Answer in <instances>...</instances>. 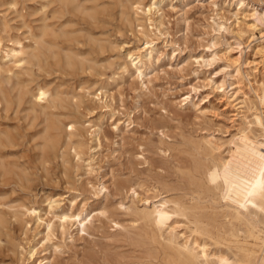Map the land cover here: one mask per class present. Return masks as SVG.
Wrapping results in <instances>:
<instances>
[{"label": "rangeland", "instance_id": "374dc122", "mask_svg": "<svg viewBox=\"0 0 264 264\" xmlns=\"http://www.w3.org/2000/svg\"><path fill=\"white\" fill-rule=\"evenodd\" d=\"M152 2L144 21L133 7ZM254 11L264 0H0V264H238L250 227L206 172L242 133L264 144ZM146 41L140 77L127 54ZM160 202L164 225L139 219Z\"/></svg>", "mask_w": 264, "mask_h": 264}, {"label": "bare ground", "instance_id": "6f19581e", "mask_svg": "<svg viewBox=\"0 0 264 264\" xmlns=\"http://www.w3.org/2000/svg\"><path fill=\"white\" fill-rule=\"evenodd\" d=\"M157 6L158 5H156V2H152L149 6L146 7V9L144 7H140L139 5L133 8L136 13L138 10L141 12V17L144 19V21H149L150 19L147 18L148 15L155 12L158 13L157 11H159L160 7ZM251 16L255 18L256 22L255 25L251 27L252 31L258 30V33L260 35H263L264 17H262L261 14H259L257 11H254ZM143 45L144 48H142L141 50H137L136 53L133 54L132 52L127 54L130 60L134 57L131 66L140 77H142V75L140 73L138 65L142 64V53L146 52V50L150 48L151 42L149 43V41H146ZM3 59H8L13 64H17L18 66L22 65L25 61L22 49L10 50L7 54H5V56H3ZM46 97L47 92L44 89H37L35 93V98L37 100L42 101L45 100ZM256 98H258L260 103L264 101V90L261 92V96L257 95L256 93ZM234 101H236L235 97ZM236 105L237 104H235V106ZM263 120L260 116H255L257 125L262 126ZM70 129H72V126H70ZM206 177L208 182L211 184L217 182L218 180L221 181L223 187L222 199L226 203H228V205H230L234 218L240 222H244L248 227H250L248 236L254 241V245L253 248L245 250L244 253L246 255L241 257L238 264H264V222L261 224V230H255L254 224L250 220H248L246 216L249 206L255 209V213H262L264 215V144L257 143L249 139L246 134L242 133L238 137L237 143L233 144V149L231 148V151L229 152V158L222 162H217L209 169H207ZM165 204V202H160L158 206H153L152 209L149 208L150 211H147L146 209L144 212L139 213V219L148 222L152 221V223L156 224L157 226L164 225L165 222L169 219V216H171L167 212ZM36 212L38 214V211ZM33 213L34 212H32V214ZM66 219L70 220V218L65 217L63 218L62 222L66 221ZM74 220L76 225L80 228V230H78L81 232L85 231V220H80V217L78 215ZM37 221L41 222L42 224L45 223V228L47 230L46 237H48L51 231L50 224L44 222L43 219H41L39 216L37 217ZM61 226L63 228V223ZM260 235H263V238ZM39 244L40 242H37L32 246H28L27 250L25 251L28 261L34 262L36 260ZM168 244L171 246L173 245L178 251L181 258H183V260H185L186 262H193L196 260L195 253L192 252L191 248L186 244H173L171 241L168 242ZM43 261H45L44 264H50V261L45 258L42 259L39 263ZM223 262L226 261L224 260Z\"/></svg>", "mask_w": 264, "mask_h": 264}]
</instances>
